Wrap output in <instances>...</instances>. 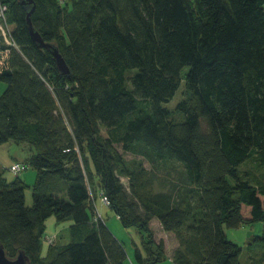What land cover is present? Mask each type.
I'll list each match as a JSON object with an SVG mask.
<instances>
[{
	"label": "trees",
	"instance_id": "1",
	"mask_svg": "<svg viewBox=\"0 0 264 264\" xmlns=\"http://www.w3.org/2000/svg\"><path fill=\"white\" fill-rule=\"evenodd\" d=\"M2 1L18 48L9 47L6 68L0 63V144L33 147L37 172L28 207L24 181L0 171L8 256L126 264L124 246L98 218L92 180L125 227L148 235L156 218L177 233L175 264H241L242 249L224 228L264 222V185L239 173L253 156L264 166V0H34L33 25L58 46L65 75L32 41L21 0ZM186 67L192 102L177 104L184 118L174 122L165 104ZM124 153L151 170L131 169ZM168 164L178 166L177 178L154 192L153 173ZM51 217L72 222L71 240L57 238L44 256ZM255 241L264 247V234ZM144 248L136 249L138 264L164 262V241Z\"/></svg>",
	"mask_w": 264,
	"mask_h": 264
},
{
	"label": "rangeland",
	"instance_id": "2",
	"mask_svg": "<svg viewBox=\"0 0 264 264\" xmlns=\"http://www.w3.org/2000/svg\"><path fill=\"white\" fill-rule=\"evenodd\" d=\"M188 69L189 68L186 67L182 72L181 85L175 96L165 104V106H167L171 111V120L174 122H180L184 118L180 112H177V104L183 100L192 102L191 93L186 86L185 80ZM136 73L137 70H132L126 75L129 88H131L129 80ZM101 134L103 136H107L106 129L103 126H101ZM118 147L122 151L121 146ZM34 154L35 149L28 144H18L14 141H8L0 144V171L4 172V175L7 177L9 182H13L18 177L24 181L27 185L25 197L28 207H32L33 205V187L37 178V172L30 164V159ZM124 156L127 165L131 169L139 170V168L144 167L146 170H151L150 164L142 157L131 153H124ZM17 161L21 163L28 162L27 169L22 171L20 174H16L11 170V165ZM177 167V165L168 164L162 170L154 171V183L152 187L154 192L164 191V188L167 189L166 185L170 184L172 180H176L177 173L175 169H177ZM239 173L242 177L250 181L252 185H264V166L260 164L256 156L246 160L239 167ZM123 181L125 185L129 187L128 180L123 179ZM89 182L91 183V186L89 185L91 187V193L96 197V202L98 203V213L102 214L101 217H103L111 232L121 242L128 254L126 264H138L135 258L136 249L139 248L144 254V244L148 245L150 242L159 243L160 241H164L166 247L164 262L162 264H174L171 257H173L176 249L182 246L177 233L166 232L156 218L151 222L150 233L148 235L145 231L140 230L135 226L125 227L116 212L110 208V205L103 203L106 207L103 208L101 206V192L96 191L97 185L94 181L90 180ZM163 184H165L164 187ZM59 225L61 226L59 231L55 229L54 231L46 233L45 236L53 237L58 235V240H61L64 243L70 242L71 237L68 224L66 222H61ZM48 227L51 229L55 228L50 225H48ZM224 229L228 239L240 246L242 249L240 257L241 264H264V247L255 241L257 237H262L264 234V222H254L251 224L246 223L237 228H228L225 226ZM44 245L47 246L45 242ZM153 249L156 250V247H153Z\"/></svg>",
	"mask_w": 264,
	"mask_h": 264
},
{
	"label": "water",
	"instance_id": "3",
	"mask_svg": "<svg viewBox=\"0 0 264 264\" xmlns=\"http://www.w3.org/2000/svg\"><path fill=\"white\" fill-rule=\"evenodd\" d=\"M20 4L27 12V24L32 41L41 49L49 50L56 62V65L61 74H69L70 69L55 43L47 42L43 39L41 34L35 29L32 21V15L36 9V2L34 0H21ZM32 260L24 250H20L15 258L8 256L4 244L0 242V264H31Z\"/></svg>",
	"mask_w": 264,
	"mask_h": 264
},
{
	"label": "built area",
	"instance_id": "4",
	"mask_svg": "<svg viewBox=\"0 0 264 264\" xmlns=\"http://www.w3.org/2000/svg\"><path fill=\"white\" fill-rule=\"evenodd\" d=\"M8 12H9V6L6 3H4L2 0H0V35L2 36L4 43L7 45V48L0 51V63L4 68L7 67V59L10 53L9 47L15 46L16 48H18V46L15 44L12 38V25L8 20ZM25 169H27V165L23 162L21 163L17 161L11 166V170L16 174H20ZM100 196L102 202L106 205H109V199L105 195V193L101 192ZM97 214L98 217H101L98 211ZM56 239L57 236H53V237L45 236L44 242L49 246L53 244L56 241Z\"/></svg>",
	"mask_w": 264,
	"mask_h": 264
},
{
	"label": "crops",
	"instance_id": "5",
	"mask_svg": "<svg viewBox=\"0 0 264 264\" xmlns=\"http://www.w3.org/2000/svg\"><path fill=\"white\" fill-rule=\"evenodd\" d=\"M7 88V86L5 85V84H0V96H1V94L5 91V89ZM15 163V162H14ZM13 163V164H14ZM12 164V165H13ZM11 165V166H12ZM7 178V177H6ZM8 180V179H7ZM9 181V180H8ZM101 192V191H100ZM101 194V193H100ZM102 201V200H101ZM97 202L95 201V205H96V207H97V209H98V203L96 204ZM101 206L104 208V207H106L104 204H103V202L101 203ZM99 214H101V213H99ZM101 216H102V214H101ZM103 218V217H102ZM67 224H68V227L72 224V222L71 221H65ZM61 222H58L57 220H56V218L55 217H51V218H49L47 221H46V227H47V231H46V233H48V232H50V231H54L55 229L57 230V231H59L60 230V224ZM48 225H50V226H52V227H55V228H49L48 227ZM62 231V230H61ZM57 236V238L59 237L58 235H56ZM47 249H48V245L46 246V245H44V247H43V255L45 256L46 255V253H47ZM171 259H172V261H173V258L171 257ZM173 263H174V261H173ZM175 264V263H174Z\"/></svg>",
	"mask_w": 264,
	"mask_h": 264
}]
</instances>
